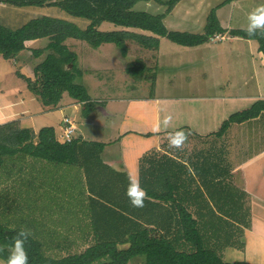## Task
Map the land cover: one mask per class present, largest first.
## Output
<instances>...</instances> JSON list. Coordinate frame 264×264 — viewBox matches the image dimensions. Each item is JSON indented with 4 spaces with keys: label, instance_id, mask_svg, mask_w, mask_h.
Instances as JSON below:
<instances>
[{
    "label": "trees",
    "instance_id": "obj_1",
    "mask_svg": "<svg viewBox=\"0 0 264 264\" xmlns=\"http://www.w3.org/2000/svg\"><path fill=\"white\" fill-rule=\"evenodd\" d=\"M180 1L0 0L15 7H58L73 17L90 22L86 29H81L67 20L43 16L32 19L17 30L0 25V57L6 61L15 60L28 50L27 42L49 39L46 47L49 53L35 67V78L19 77L44 106L56 108L63 96L68 94L82 105L83 114L88 116L93 104L86 87L75 82L83 74L76 65L77 56L65 44L68 39L84 41L95 48L114 44L126 57V42L129 40L148 50H158L161 38L193 48L228 33L233 38L256 41L259 52L264 55V29L257 28L252 34L243 29L228 31L217 17L218 8L211 11L203 34L170 31L165 19ZM232 1L226 0L219 7ZM140 2L166 6L167 11L163 15L134 11ZM105 22L124 29L102 32L99 27ZM43 53L44 50H34L37 58ZM147 69L142 61H138L129 68V72L143 77ZM262 113L264 100H259L231 115L216 134L222 136L232 124L250 121ZM104 147L103 143L79 138L71 143H61L53 127L43 128L36 136L31 129H19L17 122L0 125V169L6 166V158L13 160L17 156L59 166H77L87 178V201L82 202L81 207L86 208L85 215L91 220L83 232V238L91 244L88 243L89 246L80 253L63 257L48 255L46 244L25 230L9 229L0 224L1 260L8 264L13 245L22 239L27 264H130L136 258H143L144 264H252L246 261L227 262L225 259L227 248L245 250L244 228L251 227V206L246 192L224 179L217 183L203 182L206 195L194 177H191V182L174 180V171L169 164L180 168L182 164L170 158L157 159L154 152H149L139 165V184L146 193L144 204L143 207H134L131 200L138 198L139 194L129 180L117 185L104 179L101 159ZM27 186L35 189L34 181ZM113 187H124L122 203L117 202L118 198L113 200L107 196ZM130 192L135 197H130ZM21 232H26L27 237H22Z\"/></svg>",
    "mask_w": 264,
    "mask_h": 264
},
{
    "label": "rangeland",
    "instance_id": "obj_2",
    "mask_svg": "<svg viewBox=\"0 0 264 264\" xmlns=\"http://www.w3.org/2000/svg\"><path fill=\"white\" fill-rule=\"evenodd\" d=\"M225 1L181 0L166 17L165 25L170 31L203 34L211 11L218 8L217 17L221 26L228 31L248 30L253 22L261 25L258 28L264 29V0H233L219 7ZM134 11L163 15L167 7L140 2L136 4ZM43 16L67 20L81 29H86L90 24L88 20L73 17L58 7H15L0 2V25L12 30H17L32 19ZM123 29L108 22L99 27L102 32ZM132 31L151 35L140 30ZM223 36L222 40L212 38L210 43L193 48L183 47L167 38H161L158 50H148L136 41L129 40L126 42L128 47L126 57L114 44L95 48L87 42L68 39L65 44L77 56L76 65L83 74L75 82L86 87L93 107L90 108L91 111L89 109V117L83 114L81 106L79 113L66 114L62 111L61 115H68L74 121L77 127L76 139L87 141L93 127H108L109 132L118 126L120 112H126L125 106L118 102L119 99L134 100L159 95L196 96L198 93L225 97L240 94L247 88L243 85L251 75V66L248 65L250 54L255 55L256 62L260 61L259 44L256 41L233 38L228 33ZM48 44L47 38L32 44L28 53L21 58L23 64L21 67H17L15 61L18 57L6 62L0 57L2 117L5 115V107L10 106L8 101L13 91L9 90L10 87L20 83V75L35 78V67L42 63L49 53L46 51ZM34 50H44V53L37 58ZM138 61H142L148 68L143 77L134 76L129 72V68ZM8 64L16 71L14 74H2L3 71L10 69ZM204 74L207 77H204ZM250 83L251 94L262 96L264 91L257 93L253 88L254 83ZM219 84L221 87H218ZM75 101L65 94L58 110L77 104ZM180 104L187 107L191 105ZM250 104L249 100L230 106L226 104L228 107L224 110V115H232ZM100 106L106 107L110 115L119 114L86 119L93 118V108ZM51 109L56 110L53 107ZM137 109L140 110L141 107ZM53 116L60 118L58 112ZM26 120V126H29V120ZM48 124L55 125V122L50 121ZM100 130L104 133L103 129ZM12 159L6 158V166L0 169V224L9 229L25 230L35 239L43 241L48 255L63 257L82 252L89 246L87 243L91 244L83 238L86 226L91 223L89 217L85 215L86 208L81 207L82 202L87 201L88 195L87 178L83 170L77 166H59L29 157L20 159L17 156ZM30 181H34L35 189L28 188L27 184ZM51 238H54V241H50ZM239 257L238 253L230 251L225 259L227 262L240 261ZM0 264L7 263L0 259ZM130 264H144V259L136 258Z\"/></svg>",
    "mask_w": 264,
    "mask_h": 264
},
{
    "label": "crops",
    "instance_id": "obj_3",
    "mask_svg": "<svg viewBox=\"0 0 264 264\" xmlns=\"http://www.w3.org/2000/svg\"><path fill=\"white\" fill-rule=\"evenodd\" d=\"M219 38L222 40L224 36ZM37 41L27 42L28 50ZM28 50L15 60L17 67L23 65L21 58L28 53ZM259 59L260 61L256 62L255 55L250 54L248 65L251 66V75L243 85L247 88L240 94L233 93L236 95L225 97L198 93L196 96L159 95L134 100L119 99L118 102L125 106L126 112H120L118 126L109 132L108 127H93L87 140L105 144L101 155L104 164L103 177L106 181L116 182L117 185L118 182L129 180L134 187L135 182L140 180L141 159L145 154L154 152L158 156L157 159L170 158L183 165L180 168L176 164H169L174 171L172 172L174 180L184 183L194 177L206 195L203 182L217 183L224 179L246 192L251 206V227L244 228L245 250L227 248L225 256L230 251H234L239 254L240 261L252 264H264V113L250 121L232 124L222 136L216 133L231 116L227 113L224 115V110L228 106L249 100L251 104L244 108L247 109L255 102L264 100V93L262 96L251 94L250 87V82H253V88L257 93L264 91V55L261 52ZM9 68L2 74L16 72L12 66ZM204 77L207 76L204 74ZM19 79L21 84L11 86L9 89L13 90L8 101L10 106L5 107L3 117V111L0 110V118H2L0 125L17 122L19 129H31L36 136L43 128L52 126L56 130L57 138L60 135L58 140L62 143L63 120L68 115H61V112L76 114L79 113L80 106L82 109V105L77 103L62 110H58V106L54 111L51 107L40 103L38 97L28 89L27 83L22 78ZM218 87H221V84ZM180 103H191V105L187 107ZM138 107L141 109L138 110ZM106 110L104 106L95 107L92 112L93 118L88 116L86 119L119 114L110 115ZM57 112L60 114L59 119L53 116ZM47 116L52 119H48ZM168 116L172 119L165 123ZM26 119L29 120V126H26ZM50 121L55 122V125H49ZM100 129H103L104 133ZM177 132H183L186 139H183L180 147H173L170 141ZM123 191L124 187H113L107 196L113 200L118 198L117 202L122 203L125 197ZM129 195L134 196L131 192ZM203 211L206 213L204 207Z\"/></svg>",
    "mask_w": 264,
    "mask_h": 264
},
{
    "label": "clouds",
    "instance_id": "obj_4",
    "mask_svg": "<svg viewBox=\"0 0 264 264\" xmlns=\"http://www.w3.org/2000/svg\"><path fill=\"white\" fill-rule=\"evenodd\" d=\"M260 26H261L260 24L253 22L249 26V29H248L249 34L254 33L255 29ZM171 119H172L171 116L166 117L165 123L169 122ZM183 139H186V137L184 136V133L177 132L174 134L173 138L171 139L170 144L173 147H180L181 144L183 143ZM134 187L140 195L138 198L132 199L131 203L133 204L134 207H143L144 198L146 196V193L144 192L143 188L140 186L139 180L135 182ZM20 235L26 238L28 234L26 232H21ZM8 264H27V255L23 249L22 239L16 241V243L13 245V251L8 258Z\"/></svg>",
    "mask_w": 264,
    "mask_h": 264
},
{
    "label": "built area",
    "instance_id": "obj_5",
    "mask_svg": "<svg viewBox=\"0 0 264 264\" xmlns=\"http://www.w3.org/2000/svg\"><path fill=\"white\" fill-rule=\"evenodd\" d=\"M63 121L64 127L62 130L61 141L62 143H71L76 139L77 127L69 116L65 117Z\"/></svg>",
    "mask_w": 264,
    "mask_h": 264
}]
</instances>
